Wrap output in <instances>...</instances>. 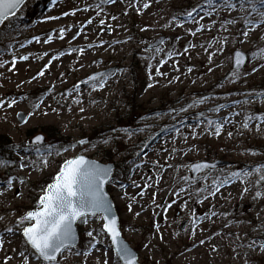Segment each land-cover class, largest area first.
<instances>
[{"label": "rangeland", "instance_id": "1", "mask_svg": "<svg viewBox=\"0 0 264 264\" xmlns=\"http://www.w3.org/2000/svg\"><path fill=\"white\" fill-rule=\"evenodd\" d=\"M228 3L26 0L1 25L0 134L10 146L0 153V264H23L18 220L77 155L114 164L106 190L138 264H264V18ZM77 30L84 36L69 49ZM92 36L113 40L100 52L83 46ZM236 50L247 55L240 70ZM99 71L106 79L81 82ZM37 135L43 143H31ZM215 160L228 164L191 177L190 164ZM76 226L78 245L56 264H117L102 217ZM88 231L99 243L77 255Z\"/></svg>", "mask_w": 264, "mask_h": 264}, {"label": "snow or ice", "instance_id": "2", "mask_svg": "<svg viewBox=\"0 0 264 264\" xmlns=\"http://www.w3.org/2000/svg\"><path fill=\"white\" fill-rule=\"evenodd\" d=\"M23 2L24 0H0V25H3L11 17L15 16L16 10ZM102 2L115 3L116 0H102ZM51 3L55 4L56 0H51ZM239 3L241 8H244L245 4L251 5V11L256 12L259 17L264 18V0H239ZM224 4L228 8L234 7L233 4L228 3V0H224ZM143 7L148 8L149 5L145 3ZM187 15L192 16V12L187 13ZM260 22L264 24V19H261ZM242 34L247 37L249 31H244ZM242 55L239 51L235 53V63L237 66L243 63ZM20 59L26 60L27 57H21ZM12 63L15 65V60ZM2 66L0 64V67ZM40 75H44V73L41 72ZM156 75H161L159 68L156 69ZM89 79L95 81L97 78L93 76ZM101 79H106V75L102 76ZM100 86L103 87V83ZM15 103L16 101L13 100L7 106L10 108ZM3 104L4 102L0 100V106ZM35 107L38 108L39 104L35 105ZM17 115L19 116L20 114L17 113ZM256 119L264 121V116H258ZM212 123V121H209V124ZM244 127L247 128L248 124L245 123ZM215 134H220L219 125L216 126ZM41 139V137L37 136L33 143L39 142ZM80 143L83 144L84 141H80ZM0 165H3V162H0ZM203 167H206V165L196 166L198 170ZM110 175V168L102 167L93 161L85 160L83 156H78L64 162L55 175L53 182L42 190L43 194L39 197L37 208L28 211L18 220V225L27 223V226L23 227L22 231L23 243L28 246L20 253L21 257H23V264H30L29 248L31 249L30 255L35 257L37 264H41V262L43 264H56L58 254H61L65 250L76 248L77 234L73 225L78 220L87 223L89 216H100L103 218L104 223L100 232L106 233L111 238V247L115 251L117 264H136V256L128 245L122 241L117 227V218L112 215V206L104 194V185L109 181ZM241 175L246 177L248 176V172L232 173V176L237 178ZM261 179L264 180V176ZM12 184L13 180L10 178L7 181V185L11 188ZM213 187L216 191H219V187L216 185H213ZM209 195H215V192L210 191ZM259 195L257 193V196ZM164 211L167 212L168 208H165ZM5 231L12 233L13 229L7 228ZM99 234L97 233V235ZM86 235L91 238L89 246L83 253L76 252L77 255L82 254L85 257L99 243L92 231H88ZM201 243H204V241H201ZM259 247L264 251V243L260 244ZM5 264H7V261H5ZM104 264H108L107 260H105Z\"/></svg>", "mask_w": 264, "mask_h": 264}, {"label": "water", "instance_id": "3", "mask_svg": "<svg viewBox=\"0 0 264 264\" xmlns=\"http://www.w3.org/2000/svg\"><path fill=\"white\" fill-rule=\"evenodd\" d=\"M26 2V0H24V2L20 5V7L16 10V12L24 5V3ZM0 27H1V25H0ZM160 40H157V41H155L151 46H153V45H155V44H157L158 42H159ZM237 51H239V52H241L243 55H242V60H243V63L240 65V66H237L236 65V63H235V53L237 52ZM246 61H247V55L244 53V52H242V51H240V50H236V51H234L233 52V56H232V69H234V70H240L243 66H244V64L246 63ZM109 71H99V72H95V73H92V74H90V75H88L87 77H85L84 79H82L81 80V82L82 83H87V82H90V81H93V80H90L89 78L90 77H93V76H95L97 79L99 78V77H101V76H103V75H106L107 73H108ZM20 115L18 116V119H19V121L20 122H23L24 121V116H23V114L22 113H19ZM37 136H39V137H41L42 139L39 141V142H37V143H39V144H41V143H43V136L42 135H37ZM36 136V137H37ZM35 137V138H36ZM35 138H33V139H31V143H33V141L35 140ZM84 142H86V140H83ZM78 156H83L84 158H85V160H88V161H93V162H95V163H97V164H99V165H101L102 167H107V168H110L111 169V175H110V178H109V181L111 180V178H112V174H113V172H114V164L113 163H110V162H108V163H101V162H99V161H96V160H94V159H89L88 157H86V156H84V155H77V156H75V157H72V158H70V159H68V160H71V159H74V158H76V157H78ZM67 161V160H66ZM65 162V161H64ZM64 162L61 164V166L64 164ZM228 164V162L227 161H222V160H215V161H200V162H196V163H192V164H190L189 165V167H188V170L190 171V173H191V177H196L199 173H201V172H203L204 170H206V169H208V168H216V167H219V166H223V165H227ZM197 165H206V167H203V168H201V169H197L196 168V166ZM60 166V167H61ZM58 173V172H57ZM56 173V174H57ZM108 181V182H109ZM53 182V181H52ZM52 182H50V183H52ZM107 182V183H108ZM49 183V184H50ZM107 183L104 185V194H105V196H106V198H107V201L111 204V206H112V215H114L116 218H117V227H118V230L120 231V234H121V230H120V227H119V221H118V215H117V212H116V209H115V206H114V204H113V202H112V200H111V198H110V196H109V194H108V192H107V190H106V185H107ZM47 187V186H46ZM41 196V195H40ZM30 211H32V210H30ZM103 219V218H102ZM77 223V222H76ZM76 223L73 225V227H74V229H75V231H76V234H77V241H76V246L78 245V231H77V226H76ZM103 223H104V220H103ZM185 225V222L183 223V225H182V227ZM103 227V226H102ZM107 235V234H106ZM107 237H108V239H109V242H110V244H111V238L107 235ZM121 239H122V241L124 242V243H126L127 245H128V247L132 250V252L135 254V256H136V264H138V254H137V252L134 250V248H132L130 245H129V243H128V241H126L125 239H124V237L122 236V234H121ZM113 249V248H112ZM113 251H114V249H113ZM115 252V251H114ZM60 254H58L57 255V258H58V256H59Z\"/></svg>", "mask_w": 264, "mask_h": 264}, {"label": "bare ground", "instance_id": "4", "mask_svg": "<svg viewBox=\"0 0 264 264\" xmlns=\"http://www.w3.org/2000/svg\"><path fill=\"white\" fill-rule=\"evenodd\" d=\"M79 35H80V36H84L81 30H77V32H76L74 35H73V33H72V34L69 36L68 40L71 42V44H69V45L67 46L69 49L78 46V43H72V42L75 41V40H76V37H78ZM75 36H76V37H75ZM63 40H64V38H61V39H60V41H63ZM81 40H82V39H81ZM112 40H113L112 38H102V39H100V38H98L97 36H92V37H89L88 40L84 41L85 43H84L83 46H85V45L95 46V45H96V48H98V49L100 50V52H106V51L108 50V49L106 48V45H107L109 42H111ZM83 59H84L83 57H79V60H83ZM61 60H64V58L61 57L60 61H61ZM54 61L56 62V60H53V61L51 62L52 65L55 64ZM20 68H21V66H20L19 68H17L16 70H18V69H20ZM46 75H47V71L45 70V71H44V75H42V77H43V76H46ZM48 80H50L49 77H46L45 80L42 79V81H48ZM14 85H15V82H14Z\"/></svg>", "mask_w": 264, "mask_h": 264}, {"label": "trees", "instance_id": "5", "mask_svg": "<svg viewBox=\"0 0 264 264\" xmlns=\"http://www.w3.org/2000/svg\"><path fill=\"white\" fill-rule=\"evenodd\" d=\"M53 133L55 134V132ZM56 135L60 136L58 133ZM62 141L65 142V139H63ZM7 146H10L8 137L0 134V153H6Z\"/></svg>", "mask_w": 264, "mask_h": 264}]
</instances>
